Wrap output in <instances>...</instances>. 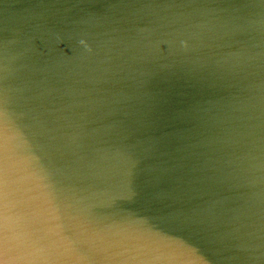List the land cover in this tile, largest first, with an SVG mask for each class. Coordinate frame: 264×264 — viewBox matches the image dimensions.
I'll use <instances>...</instances> for the list:
<instances>
[{
    "label": "water",
    "instance_id": "95a60500",
    "mask_svg": "<svg viewBox=\"0 0 264 264\" xmlns=\"http://www.w3.org/2000/svg\"><path fill=\"white\" fill-rule=\"evenodd\" d=\"M38 226L65 264H264V0H0V262Z\"/></svg>",
    "mask_w": 264,
    "mask_h": 264
},
{
    "label": "clouds",
    "instance_id": "9594fccd",
    "mask_svg": "<svg viewBox=\"0 0 264 264\" xmlns=\"http://www.w3.org/2000/svg\"><path fill=\"white\" fill-rule=\"evenodd\" d=\"M25 191L32 194V199L40 209H45L47 192L45 187L35 176L28 177ZM85 243L95 244L97 239L85 235ZM22 247L27 252V259L23 264H65L67 259V246L57 240L50 230L37 227L31 234L21 241ZM3 264V262H0Z\"/></svg>",
    "mask_w": 264,
    "mask_h": 264
}]
</instances>
